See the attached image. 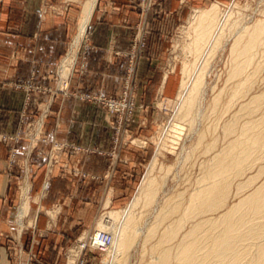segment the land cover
<instances>
[{
  "label": "rangeland",
  "instance_id": "rangeland-1",
  "mask_svg": "<svg viewBox=\"0 0 264 264\" xmlns=\"http://www.w3.org/2000/svg\"><path fill=\"white\" fill-rule=\"evenodd\" d=\"M5 1L0 0V5ZM141 1L136 6L141 13L149 12L155 6V1L152 0L153 5L151 9L142 10L140 6ZM44 7L47 11L53 13L69 15V47L75 27V20L73 18L77 16L79 5L75 3L70 6V11H67L68 6L41 5V13H45ZM212 7L216 8L217 21L223 14H227V20L223 30L220 32L218 46L214 49V52L210 53L206 62L200 67L201 75L202 77L204 76V93H202V99L200 101L202 111L200 110L199 120H196L195 124L191 126L189 121H182L180 119V111H177V109L181 91L190 76L183 72V65H185V61L192 60V57L189 58L184 52L185 49L182 47L175 50L174 43L179 42L182 46L183 44L184 46L188 45L192 37L187 33L180 35L183 29L188 27L189 20L187 19H190L196 10L204 11ZM71 10H73V13ZM1 11L0 27H4L5 19ZM262 18L264 19V0L187 1L183 7L181 20L173 30L169 31L166 37L161 38V41H156L159 45L155 46L153 48L154 50L149 54V59L155 61L151 70L152 79L149 84L138 82L136 71L139 60L144 56L143 52L147 46L150 33L143 28L140 32L135 31L131 38L130 51L127 54V77L125 83L120 87L117 97H110L102 94V92H81L72 89L71 83L76 80L77 71L84 69L83 66L81 67V62L85 60L87 54L84 51L87 44L86 36L81 42L77 60L68 84L63 85L61 80L63 81L67 77L66 75L69 73V69L63 70L60 67L57 73L58 65L54 68L51 89L35 85L32 81L15 84L14 87L16 89L22 90L26 94L27 100L32 94H44L46 92L47 94L52 93L53 95H62L64 97L74 96L77 100L92 104L94 107L103 110L105 114L109 115L113 119L111 128L113 132L111 152L115 155L117 174L116 176L114 175V168L112 167L111 170L107 169L109 172H106V175L101 178L102 180L98 181L99 178L90 174L88 175L81 168L71 170V177L81 179V183L86 182V185H83L82 189L78 191V196L71 198L68 211L61 213L59 209L53 216L45 212V210L52 209V207L46 206L48 205L46 203H40L39 196H35L37 190L34 181H32V189L30 192L28 190L27 193L28 212L25 217L24 226L19 230L16 209L20 205L24 185L28 181L26 180L24 185L21 184V193L17 190V196L13 203L12 232L10 233L13 238L10 245L13 261H10L14 264H69V259L74 257L72 264H112L113 262L114 264H118V262L119 264L151 263L157 255L156 251L159 248L161 235L169 231L173 222H178L182 218L183 210L189 205V196L199 189L200 181L206 175L205 171L207 172L211 161L215 160V154L219 153L227 143L238 137L243 123H246L249 117L250 119L256 120L264 112V102L261 104L260 110L254 111L250 116H244L240 108L243 104L249 103L250 100L252 101L254 97H264V42L260 44L258 52L254 55L255 57L252 58L247 68L243 71L244 76L241 75L235 78L231 76L233 57L230 48L235 41L234 39L237 38L239 29L242 27H252L255 22L263 21ZM243 24H249V26ZM16 27L17 24L13 27L11 26L9 30L17 31ZM153 41L155 42V39ZM211 56H213V59L209 58ZM59 62L60 60L58 64ZM60 72L63 76L61 80ZM33 74L34 72L32 76ZM234 83L236 85L237 83L241 84L240 95L242 97L239 95V99L240 97L241 99H236L237 102L234 100L232 94L233 87H235ZM242 89L246 92H242ZM242 102L244 103L242 104ZM214 103L216 104L212 109ZM112 104H115L116 109L110 107ZM231 105L233 106L230 107ZM238 105L240 106L238 107ZM48 110L49 106L47 108L42 107L36 118L24 124L21 134L3 135L1 140L9 143L12 147L23 138L27 143H25L26 148L22 155H24L25 159L31 157V162L33 161L32 154L34 152L33 148L30 150V145L32 144L35 147L39 145L36 151L38 152V157L35 156L38 159L41 158L40 156H46V168H48L49 174L56 172L55 170L58 168L57 165L61 158L74 160V158L83 155L87 156V158H93L92 156H96L97 154L101 155V152L98 150L82 149L72 145V143H61L54 137L52 139L48 138L43 128ZM235 113H242V115L238 117L239 114ZM236 115L239 118V126L237 125L239 128L238 133L232 131L231 134H226L224 128L230 125V122H233ZM39 122L41 123L39 124L41 125L39 126V132H34L32 129ZM174 128H176V131H174ZM13 150L14 147H12L11 151ZM155 155H158L157 164L151 174L156 183L152 188L154 189L155 197L153 201L148 202L143 198L144 196L138 195ZM119 166H127L128 169L125 171L120 169ZM260 167L262 168L259 170ZM40 168L44 167L41 166ZM44 171L46 172V169ZM244 172H242L244 174L241 173L242 177L240 175L232 180L231 187L229 188L230 192L228 191L229 193H227L228 198L226 197V201L224 202L225 205L222 208L219 207L217 211L205 215L207 218H213L223 214L237 204L242 196L253 191V187L256 188L264 182V160L256 161L247 167ZM31 174L33 175L32 180H34L35 175L33 169ZM39 177L41 178V176ZM248 177L253 178V184L250 185V188L248 187V190L245 189L246 191L237 189L236 185L240 183V186L242 182L244 183L249 179ZM70 184V188H73L74 186ZM137 199H139L140 203L139 201L134 203L129 211L130 217L133 216L131 218L135 222L134 231L138 234L142 232L139 234L141 237L134 233L137 236L129 241L127 244L128 247L126 246L125 248L126 251L118 253L115 259L110 257L109 250H102L99 247L90 246L91 238L96 233H109L111 231L103 226L104 218L111 215V213L113 214V212L115 215L121 216L129 209L133 201ZM144 200L145 202H141ZM175 201H179L180 204L178 211L176 214L170 215V218L167 217L168 219L166 218L164 222H161L159 213L168 207V205L170 206L171 202L173 203ZM39 206H41V209ZM38 215L39 222L36 225ZM156 217L157 220H155ZM47 220L50 221V224L47 225V228H43L42 222ZM117 221L115 222L116 224L118 223ZM195 221L194 219L193 221L189 220L187 223H184V229L182 228L178 231L179 234L175 242L179 241L187 233ZM156 224L160 225L156 227ZM151 230L155 232L151 235L152 237H147V234ZM17 233L19 237H17ZM81 242H84L82 250L79 249ZM154 245L158 246V248L155 249L156 247Z\"/></svg>",
  "mask_w": 264,
  "mask_h": 264
},
{
  "label": "crops",
  "instance_id": "crops-1",
  "mask_svg": "<svg viewBox=\"0 0 264 264\" xmlns=\"http://www.w3.org/2000/svg\"><path fill=\"white\" fill-rule=\"evenodd\" d=\"M87 1L6 0L0 5L5 19V26L0 27V264H14L10 261L13 203L17 190L21 193V187L26 180L29 183V192L34 181L37 190L35 196H39L40 203L52 207L45 212L53 216L59 209L61 213L68 211L71 198L78 196V191L86 185V182L81 183V179L71 177V170L81 168L88 175L99 178L98 181L112 167L114 175L117 174L115 155L111 152L113 119L109 115L74 96L64 97L46 92L32 94L27 100L26 94L14 87L15 84L32 81L35 85L51 89L54 68L58 65V73L74 38L78 36L83 7ZM139 1L97 0L85 31L87 44L84 51L87 54L81 62L84 69L77 71L76 80L71 83L72 89L102 92L107 96L117 97L127 77V54L131 48V38L136 30L140 32L142 28L150 34L144 56L138 62L136 76L138 82L150 83L155 61L149 59V54L159 45L156 41L166 37L181 20L183 7L189 0H154V8L145 13H141L136 7ZM75 3L79 5V10L76 18H73L74 33L68 47L69 15L53 13L45 7V13H41L40 6H68L67 11H70V6ZM16 24L17 31L9 30ZM76 60L77 56L67 77L63 79L60 72L63 85L68 84ZM48 106L43 126L48 138L54 137L61 143H72L82 149L98 150L101 155L97 154L93 158L83 155L74 160L61 158L56 172L50 175L46 168V156L36 158L39 145H30V150L33 148L34 152L32 162L31 157L25 159L22 155L27 143L23 138L12 146L14 150L11 151V145L3 142L2 136L21 134L24 124L36 118L42 107ZM41 166L44 168H40ZM119 167L125 171L128 169L127 166ZM69 184L74 187L70 188ZM38 222L39 215L36 225ZM42 223V227L47 228L50 221Z\"/></svg>",
  "mask_w": 264,
  "mask_h": 264
},
{
  "label": "bare ground",
  "instance_id": "bare-ground-1",
  "mask_svg": "<svg viewBox=\"0 0 264 264\" xmlns=\"http://www.w3.org/2000/svg\"><path fill=\"white\" fill-rule=\"evenodd\" d=\"M96 2L97 0H88L85 3L79 24L78 36L74 38L70 47V51L62 61L60 66L61 69L66 70L68 68L69 72L72 69L78 49L85 37L86 27L89 23ZM215 9V7H212L209 10H196L194 13L192 12L193 14L191 15L190 19H187L189 20V22L187 21L188 27H185L180 33V35H184L186 33L189 34L192 37L191 41L185 46L184 44L182 46V44L179 42L174 43L175 50L182 47L185 49L184 52L186 55L189 58L192 57V60L185 61V65H183V72L189 74L190 76L188 82H186V85H184V88L181 91L178 100L179 106L177 109V111H180V119L182 121H189L191 126L195 124L196 120H199L198 116L201 110L200 101L202 99V93H204V76L202 77L201 75L202 73L200 72V67L206 62V59L208 56H210V53L214 52V49L218 46L220 32L223 30L227 20V14H223L217 21L218 16ZM262 20L264 21L263 18ZM263 21L255 22L252 27H242L238 30L237 38H233L235 41L232 43L233 45L231 44L232 47L230 48L231 55L233 57L231 76L234 78L241 75L244 76L243 71L247 68L252 58L255 57L254 55L258 52V47L260 44L264 42ZM246 26H249V24ZM199 54L200 56L197 57ZM209 58L213 59V56ZM240 83H237V85L234 83L235 87H233V93L231 92L233 94L234 100L239 99V95L241 93ZM242 92H244L243 89ZM263 102L264 97H254V99L252 101L250 100L249 103L247 102V104H243L244 102H242L243 106H240V104L238 107L240 106L244 116H250L254 113V111H257L260 108ZM215 104L216 103H214L212 106V109L214 108ZM232 106L233 105L230 107ZM240 115H242V113L239 114L238 117H240ZM238 119L239 118H237L236 115L233 119V122H230V125H227V127L224 128V132L226 134H231L232 131L238 133ZM249 119L246 123H243L242 127L240 126L241 129L239 131L238 137L235 138L237 136L236 135L234 140L227 143L219 153L215 154V160L211 161L207 172L205 171V177L202 179V181H200L201 183L199 182L200 184L198 183L200 185L199 189L189 196V205L183 210L182 218L179 216L181 219H179V221L177 220L178 222L175 221L176 223L173 222L174 224L172 223L170 229L168 228L169 231L161 235L159 239V248L158 246L154 245L156 247L155 249L158 248L156 251L157 255L149 264H264V182H262L260 185L258 183V187H253V191L250 193L247 192L248 194L242 196L237 204L229 208L223 214L213 218H207L205 216L210 212L217 211L219 207L222 208V206L225 205L224 202L228 196L227 193L230 192L229 188L231 187L232 180L234 178L240 176L247 167L256 161L264 160V112L262 113V116L256 120ZM40 122L37 124L36 129H32L34 132H39V126H41L39 125L41 124ZM175 129L176 128H174V131H176ZM157 157L158 155H155L153 161L151 162L139 190L138 196H144L143 198L148 202L153 201L155 197V192H153L154 189L152 188L156 183L154 181V177H152L151 174L156 168ZM261 168L262 167H260L259 170ZM239 184L240 183H238L236 187L237 189L239 188L240 191L245 190L248 187L250 188V185L253 184V178L250 177L246 182H242L240 186ZM28 190L29 185L27 182L24 185L21 202L17 209V226L19 230H21V228L24 226L25 217L28 212ZM139 199L133 201L129 209H127L121 216H117L113 212V214L111 213V215L105 217L103 226H105L106 229L111 230L109 232L111 235L106 232L96 233L91 238L89 243L90 246H93V244V247L97 246V244H99L97 238L100 233H103L110 237V242L109 244L101 245L100 247L102 250H109L108 252L112 259H115V256L118 253L126 251L125 248L129 241H131L137 236L136 234H138L134 231L135 222L132 219L133 216H131L132 218L130 217L129 210L134 203L139 201ZM145 200L141 202H145ZM179 205V201H175L173 203L171 202L170 206L168 205V207L161 210V213H159L160 221L164 222L167 217L170 218V215H173L174 213L176 214ZM194 219L196 221L193 225H191L190 229L188 228L189 230L187 233H185L179 241L175 242V239L179 234L178 231L183 228L185 225L184 223H187L189 220L193 221ZM155 220H157V217ZM116 221L118 222L117 224L115 223ZM157 225L158 224H156V227ZM154 232L155 231L151 230V232L147 234V237L151 236ZM139 234L138 236H140ZM82 245H84V242L80 243L79 249L81 250ZM73 261L74 257L70 258L69 264H72ZM112 264H114V262Z\"/></svg>",
  "mask_w": 264,
  "mask_h": 264
},
{
  "label": "built area",
  "instance_id": "built-area-1",
  "mask_svg": "<svg viewBox=\"0 0 264 264\" xmlns=\"http://www.w3.org/2000/svg\"><path fill=\"white\" fill-rule=\"evenodd\" d=\"M152 5H153V1L152 0H142L141 1V4H140V6L142 7L141 9L142 10H149V9H151V7H152ZM88 99V98H87ZM110 104V103H109ZM110 107L112 108V109H116L115 108V104L113 105H110ZM97 240H98V243L100 244H97V246H95V247H99L100 249H101V245H107V244H109V242H110V237L109 236H107V235H105V234H103V233H100L99 234V236H98V238H97ZM93 246H94V244H93Z\"/></svg>",
  "mask_w": 264,
  "mask_h": 264
}]
</instances>
